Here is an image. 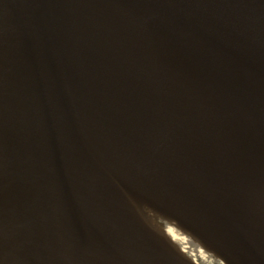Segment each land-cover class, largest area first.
I'll return each instance as SVG.
<instances>
[{
    "label": "water",
    "instance_id": "95a60500",
    "mask_svg": "<svg viewBox=\"0 0 264 264\" xmlns=\"http://www.w3.org/2000/svg\"><path fill=\"white\" fill-rule=\"evenodd\" d=\"M118 161L264 264V0H0V264H180L106 190Z\"/></svg>",
    "mask_w": 264,
    "mask_h": 264
},
{
    "label": "bare ground",
    "instance_id": "6f19581e",
    "mask_svg": "<svg viewBox=\"0 0 264 264\" xmlns=\"http://www.w3.org/2000/svg\"><path fill=\"white\" fill-rule=\"evenodd\" d=\"M117 184L103 182L106 190L122 202L143 230L165 247L180 264H199L186 246H192L197 253L223 264H236L226 257L212 242L191 226L163 207L140 184L133 171L124 162L115 167ZM88 264H113L99 253H87Z\"/></svg>",
    "mask_w": 264,
    "mask_h": 264
},
{
    "label": "rangeland",
    "instance_id": "374dc122",
    "mask_svg": "<svg viewBox=\"0 0 264 264\" xmlns=\"http://www.w3.org/2000/svg\"><path fill=\"white\" fill-rule=\"evenodd\" d=\"M188 252H191L193 256L195 257L196 261L199 264H223L219 263V261L211 260L208 256L202 253H197L198 251H195V249L192 246H186Z\"/></svg>",
    "mask_w": 264,
    "mask_h": 264
}]
</instances>
